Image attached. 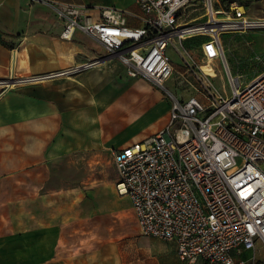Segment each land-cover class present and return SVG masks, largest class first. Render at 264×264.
<instances>
[{
	"label": "built area",
	"instance_id": "2783aa9c",
	"mask_svg": "<svg viewBox=\"0 0 264 264\" xmlns=\"http://www.w3.org/2000/svg\"><path fill=\"white\" fill-rule=\"evenodd\" d=\"M30 1L57 6L65 20L61 38L81 29L104 47L103 54L39 80L117 59L130 76L167 93L166 121L113 151L117 191L130 197L142 232L174 242L185 264H264L258 260V243L264 246V71L248 82L234 74L222 39L264 27V16H248L239 0H134L139 11L108 5L98 17L84 5ZM197 35L215 46L210 56H225L215 66L225 74L222 89L193 46L184 44ZM170 51L186 66L180 84L186 96L165 86L175 69ZM9 79L7 85H15V74Z\"/></svg>",
	"mask_w": 264,
	"mask_h": 264
},
{
	"label": "crops",
	"instance_id": "0c3cea01",
	"mask_svg": "<svg viewBox=\"0 0 264 264\" xmlns=\"http://www.w3.org/2000/svg\"><path fill=\"white\" fill-rule=\"evenodd\" d=\"M110 1L99 0L97 6ZM129 1L126 7L140 10ZM86 7L99 16L101 7ZM59 16L50 3L0 0V264H99L93 256L74 255L60 246L67 230L72 232L68 223L86 215L82 209H68L66 202L58 207L67 197L58 196L57 160L72 153L89 158L105 152L114 159L115 149L162 125L134 133L140 124L131 112L113 114L127 93L120 89L118 72L127 69L117 59L70 77L34 78L104 53L102 44L81 29L71 39L61 38L65 20ZM12 74L17 80L8 86ZM151 112L146 121H152ZM118 177L119 170L116 182ZM104 189L114 193L111 186Z\"/></svg>",
	"mask_w": 264,
	"mask_h": 264
},
{
	"label": "rangeland",
	"instance_id": "374dc122",
	"mask_svg": "<svg viewBox=\"0 0 264 264\" xmlns=\"http://www.w3.org/2000/svg\"><path fill=\"white\" fill-rule=\"evenodd\" d=\"M97 1L99 0L70 2L92 6V9L98 10L101 6H97L99 5ZM129 2V0H112L107 4L129 8L126 7ZM241 2L244 3L248 15L264 16V0ZM205 39L206 36L197 35L186 39L184 44L188 48L193 46L194 51L201 57L200 62L204 64L205 72L214 74L217 86L222 89L226 82L220 78L225 74L215 69V66L221 62V56L220 54L210 56L209 52L216 51V48L213 44L208 47L204 42ZM222 39L225 56L234 74L240 73L248 82L264 71V27L228 32L222 36ZM172 55L175 69L165 86L181 96H186L189 90L183 89L180 85L183 84L182 74L186 66L175 52H172ZM257 55H261V59H256ZM190 61L192 64H199L195 58L191 57ZM207 61L208 63H205ZM118 72L121 78L120 89L127 93L122 98V108L120 107L113 114L122 116L131 112L132 118L140 124V128L134 129V133L138 130L147 133L153 129L154 124H163L170 109L167 93L151 82L130 76L123 69ZM165 108L168 111L164 116H159L161 112H165ZM150 112L153 119L146 121ZM141 122L146 123L145 126L141 127ZM135 125L132 122V126ZM64 157H67L66 162ZM64 157H59L57 160L56 187L58 196H65L67 199L58 201V207L62 208L66 202L68 209H72L73 212L82 209L86 216L82 220L73 219V222L68 223L72 227V232L69 233L67 230L66 240L60 242L63 251L70 250L74 255L93 256L99 264H183L175 244L142 232L130 197L121 195L117 191L118 166L110 154L107 152L101 156L91 154L86 158L72 153ZM103 182L106 186L113 187L114 193L104 189ZM258 249L259 263H264V246L261 242L258 243Z\"/></svg>",
	"mask_w": 264,
	"mask_h": 264
},
{
	"label": "bare ground",
	"instance_id": "6f19581e",
	"mask_svg": "<svg viewBox=\"0 0 264 264\" xmlns=\"http://www.w3.org/2000/svg\"><path fill=\"white\" fill-rule=\"evenodd\" d=\"M246 14H247V11H246ZM248 15V14H247ZM248 16H251V15H248ZM205 44V43H204ZM17 49V48H16ZM15 50V49H14ZM221 51V50H220ZM224 51H225V49H224ZM17 51H15V53H16ZM223 51H221V53H222ZM14 53V52H13ZM24 53V52H23ZM224 53V52H223ZM15 56V55H14ZM68 56V55H67ZM220 56H221V58H220V60L221 61H223L225 58H223V57H225L224 56V54H220ZM15 60V59H14ZM73 60V59H72ZM108 61H105V62H103V63H101V64H105V63H107ZM15 70V69H14ZM64 77V76H63ZM68 77H70V76H68ZM67 77V78H68ZM39 78H42V77H35V79H39ZM66 78V77H65ZM36 81V80H35ZM38 82V81H37Z\"/></svg>",
	"mask_w": 264,
	"mask_h": 264
},
{
	"label": "water",
	"instance_id": "95a60500",
	"mask_svg": "<svg viewBox=\"0 0 264 264\" xmlns=\"http://www.w3.org/2000/svg\"><path fill=\"white\" fill-rule=\"evenodd\" d=\"M105 58H107V57L105 56Z\"/></svg>",
	"mask_w": 264,
	"mask_h": 264
},
{
	"label": "trees",
	"instance_id": "16d2710c",
	"mask_svg": "<svg viewBox=\"0 0 264 264\" xmlns=\"http://www.w3.org/2000/svg\"><path fill=\"white\" fill-rule=\"evenodd\" d=\"M241 1H243V0H241Z\"/></svg>",
	"mask_w": 264,
	"mask_h": 264
}]
</instances>
